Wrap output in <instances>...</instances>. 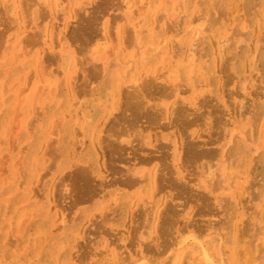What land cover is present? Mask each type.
Masks as SVG:
<instances>
[{
	"label": "rangeland",
	"instance_id": "rangeland-1",
	"mask_svg": "<svg viewBox=\"0 0 264 264\" xmlns=\"http://www.w3.org/2000/svg\"><path fill=\"white\" fill-rule=\"evenodd\" d=\"M30 1L0 0V264H264V0ZM132 91L151 126L115 123Z\"/></svg>",
	"mask_w": 264,
	"mask_h": 264
},
{
	"label": "bare ground",
	"instance_id": "bare-ground-1",
	"mask_svg": "<svg viewBox=\"0 0 264 264\" xmlns=\"http://www.w3.org/2000/svg\"><path fill=\"white\" fill-rule=\"evenodd\" d=\"M13 1H14V0H13ZM20 1H21V0H20ZM27 1H30V0H27ZM33 1H35L34 4H37L36 2L40 3V0H37V1H36V0H33ZM58 1H59V0H58ZM58 1H57V2H58ZM113 1H114V0H113ZM30 2L32 3V0H31ZM30 2H29V3H30ZM46 2H47V0H46ZM114 2H115V1H114ZM114 2H113V4H114ZM21 3L23 4V1H22ZM21 3H19V4H21ZM163 3H164V2H163ZM22 4H21V5H22ZM27 4H28V3H27ZM27 4H26V5H27ZM34 4H33V5H34ZM43 4H44V3H43ZM84 4H85V3H84ZM115 4H116V3H115ZM17 5H18V4H17ZM29 5H32V4H29ZM59 5H60V4H59ZM85 5H86V4H85ZM87 5H88V4H87ZM51 6H52V5H51ZM61 6H62V5H61ZM95 6H96V5H95ZM113 6H114V5H113ZM113 6H112V7H113ZM122 6H123V5H122ZM25 7H28V6H25ZM146 7H147V6H146ZM164 7H165V6H164ZM61 8H62V7H61ZM82 8H83V7H82ZM2 9H3V8H2ZM22 9H23V8H22ZM80 9H81V6H80ZM80 9H79V10H80ZM24 10H26V9H24ZM119 10H120V9H119ZM20 11H21V10H20ZM117 11H118V10H117ZM21 12H22V11H21ZM27 12H28V11H27ZM87 13H88V11H87ZM140 13H141V12H140ZM142 13H143V11H142ZM157 13H158V12H157ZM89 14H90V13H89ZM22 16H24V15H22ZM89 16H90V15H89ZM91 16L94 17V19H93V17H92V20L95 21V20H96V17H95L93 14H91ZM91 16H90V17H91ZM27 17H28V16H27ZM75 17H76V16H75ZM90 17L88 18V14H87V19H90ZM76 18H77V17H76ZM84 18H85V17H84ZM122 18H123V17H122ZM164 18H165V17H164ZM2 19H3V18H2ZM4 19H5V18H4ZM87 19H85V22H86L85 24H86V25L88 24L87 26H90L91 23L89 24V23H87V22H93V21H92V20H90V21H89V20L86 21ZM28 20H29V19H28ZM83 20H84V19H83ZM1 21H2V20H1ZM1 21H0V22H1ZM3 21H4V20H3ZM3 21H2V22H3ZM24 21H25V20H24ZM124 21H125V20H124ZM6 22H7V21H6ZM20 22H21V21H20ZM25 22H26V21H25ZM157 22H158V21H157ZM165 23H166V22H165ZM0 24H1V23H0ZM24 24H25V23H24ZM80 24H81V26L83 25L82 23H80ZM125 24H126V23H124V26H125ZM166 24H167V23H166ZM25 26H26V25H25ZM91 26H92V25H91ZM169 26H170V25H169ZM9 27H10V25H9ZM79 27H80V26H79ZM83 27H85V26H83ZM14 28H15V27H14ZM71 28H72V27H71ZM89 28H90V27H89ZM34 29H35V28H34ZM32 30H33V29H32ZM186 30H187V29H186ZM74 31H77V30H74ZM86 31H87V30H86ZM91 31H92V29H91ZM122 31H123V30H122ZM70 32H71V31H70ZM84 32H85V31H84ZM126 32H127V31H126ZM130 32H131V31H130ZM29 33H30V32H29ZM29 33H28V34H29ZM35 33H36V32H35ZM35 33H34V34H35ZM37 33H38V32H37ZM82 33H83V31L81 32V35L83 36ZM124 33H125V32H124ZM196 33H197V32H196ZM32 34H33V33H32ZM86 34H87V33H86ZM74 36L77 37L76 35H73L72 37H74ZM78 36H80V32H79ZM86 37H87V36H86ZM88 37H89V36H88ZM30 38H31V37H30ZM93 38H94V37H93ZM0 39H1V38H0ZM129 39H131V38L129 37ZM196 39H197V38H196ZM2 40H3V39H2ZM85 40H87V39H85ZM22 41H23V40H22ZM125 41H126V40H125ZM125 41H124V43H125ZM134 41H135V40H134ZM23 42L26 43L25 41H23ZM27 42H29V41H27ZM90 42H91V41H90ZM171 42H172V41H171ZM92 43H93V42H92ZM173 43H175V41H174ZM27 44H28V43H27ZM27 44H26V45H27ZM88 44H89V43H88ZM123 45H124V44H123ZM22 46H23V44H22ZM77 46H78V45H77ZM115 46H116V44H115ZM131 46H132V45H131ZM175 46H176V45H175ZM192 46H193V45H192ZM15 47L17 48L18 46L16 45ZM125 47H127V46L125 45ZM223 47H224V46H223ZM232 47H233V46H232ZM1 48H2V47H1ZM172 48H173V47H172ZM191 48H192V47H191ZM191 48H190V49H191ZM219 48H220V47H219ZM224 48H226V47H224ZM30 50H31V49H30ZM79 50H80V49H79ZM86 50H87V49H86ZM110 50H111V49H110ZM115 50H116V49H115ZM148 50H149V49H148ZM191 50H192V49H191ZM111 51H112V50H111ZM129 51H130V50H129ZM141 51H142V50H141ZM220 51H221V50H220ZM25 52H26V51H25ZM112 52H113V51H112ZM190 52H191V51H190ZM26 53H27V52H26ZM140 53H141V52H140ZM178 53H179V52H178ZM127 54H128V53H127ZM138 54H139V53H138ZM189 54H190V53H189ZM193 54H194V53H193ZM193 54H192V55H193ZM110 55H112V54H110ZM110 55H109V56H110ZM125 55H126V54H124V57H127V55H126V56H125ZM174 55H175V54H174ZM190 55H191V54H190ZM19 56H20V55H19ZM21 56H22V54H21ZM109 56H108V57H109ZM44 57H45V54H44ZM44 57H43V58H44ZM47 57H48V56H47ZM55 57H56V56H55ZM58 57H59V56H58ZM80 57H81V56H80ZM80 57H79V58H80ZM108 57H107V58H108ZM132 57H133V56H132ZM172 57H173V56H172ZM77 58H78V57H77ZM79 58H78V59H79ZM19 59H20V58H19ZM144 59H145V57H144ZM224 59H225V58H224ZM44 60H45V58H44ZM49 60H50V59H49ZM59 60H60V59H59ZM84 60H85V59H84ZM86 60H87V59H86ZM98 60H99V58H98ZM109 60H110V59H109ZM111 60H112V59H111ZM139 60H140V59H139ZM42 61H43V60H42ZM15 62H16V60H15ZM139 62H140V61H139ZM87 63H88V62H87ZM87 63H86V64H87ZM15 64H16V63H15ZM138 64H139V63H138ZM176 64H177V63H176ZM90 65H91V64H90ZM96 65H97V64H96ZM108 65H109V64H108ZM98 66H99V65H98ZM100 66H102V65H100ZM106 66H107V65H106ZM141 66H142V65H140V67H141ZM87 67H88V64H87ZM102 67H103V66H102ZM165 67H166V66H165ZM39 68H40V67H39ZM100 68H101V67H100ZM104 68H105V67H104ZM90 69H91V68H90ZM224 69H225V68H224ZM96 70H97V69H96ZM102 70H103V69H102ZM165 70H166V69H165ZM226 70H227V69H226ZM94 71H95V70H94ZM95 72H96V71H95ZM5 73H6V72H5ZM99 73H100V69H99ZM99 73H98V74H99ZM104 73H105V72H104ZM42 74H43V73H42ZM95 74H97V72H96ZM89 75H90V74H89ZM93 75H94V74H93ZM143 75H144V74H143ZM163 75H164V74H163ZM163 75H162V76H163ZM145 76H146V75H145ZM145 76L143 77V79H144V78L146 79ZM155 76H156V79H157L155 83H156V85H157V84H158V83H157V81H158L157 76H159V75H155ZM155 76H154V77H155ZM91 77H94V76H91ZM141 77H142V76H141ZM154 77L151 78V80H148L147 83L149 82V83H151V84H152V83L154 84V82H152V79H153V81H155V80H154ZM226 79H228V78H226ZM114 80H116V79H114ZM0 81H1V80H0ZM143 81H144V80H143ZM150 81H151V82H150ZM159 81H160V80H159ZM159 81H158V82H159ZM161 82H162V81H160V83H159L160 86L157 87V88H156L153 84L151 85V87H152V86L154 87L153 92H152V90H151V94L154 93L155 90H156V93H157V92L160 93V91H158V89L161 90V88L164 86L163 83L161 84ZM90 83H91V82H90ZM143 83H144V82H143ZM143 83H142V84H143ZM132 84H133V83H132ZM140 84H141V83H140ZM142 84H141V85H142ZM144 84H145V86L147 85L146 82H145ZM174 85H175V84H174ZM157 86H158V85H157ZM165 86H166V85H165ZM165 86H164L163 90L165 89ZM87 87H88V86H87ZM128 87H129V86H128ZM169 87H171V86H169ZM132 88H133V87H132ZM140 88H141V87H140ZM166 88H168V87L166 86ZM49 89H50V88H49ZM128 89H131V87H130V88H127L126 91H129ZM135 89H136V88H135ZM170 89H171V88H170ZM122 90H123V89H122ZM124 90H125V89H124ZM136 90H137V89H136ZM163 90H162V91H163ZM165 90L167 91V89H165ZM9 91H10V90H9ZM134 91H135V90H134ZM166 91L161 92L162 94L160 93L159 95L156 94V93H155V94L158 95V96H160V95L162 96L164 93H166ZM169 91H170V90H169ZM143 92H144V91H143ZM148 92H149V91H148ZM132 93H133V91L130 93V95H132ZM135 93H136V91H135ZM149 93H150V92H149ZM125 94H126V92L123 91V96H124ZM166 94H167V93H166ZM166 94H165V96H166ZM135 95H136V94H135ZM135 95L133 94V95L130 96L129 98L127 97V98H126L127 100L125 99L126 102L123 103V102H124V100H123V101L121 102V105L118 104L119 102H118V103H115V102H114L115 104H118L117 107L119 106V111L121 110L120 112H118V114H119V113H121V114H119L118 117L115 116V123L117 124V120H119V119H121L120 121H122L123 119L126 120V117H127V120L129 121V119H128L129 116H128V115L125 116L126 113H125L124 111H126V112H128V114L130 113L131 118H132V120L130 119L131 122H129V123H128V121L126 120L127 124H133L135 120H136L135 123H136V122L139 123V122L142 121V120H140V117L142 116L141 119H143V116H144V117L147 118L148 125L151 126V125H152L151 123L155 122V119L158 118L159 116H158L157 113H155V112H154V114L151 113V107H149V105L147 106V104H148V103L146 102L147 100L145 101V99H143L144 97H143L141 94H140L141 96H139L138 94H137L136 96H135ZM147 95H148V93H147ZM147 95H146V96H147ZM153 95H154V94H153ZM153 95H152V96H153ZM169 95L171 96V94H169ZM167 96H168V94H167ZM142 97H143V98H142ZM148 97H149V95H148ZM154 97H157V96H154ZM171 97H172V96H171ZM150 98H151V97H150ZM158 98H159V97H158ZM143 100H144V101H143ZM176 100H177V99H176ZM97 101H98V100H97ZM177 102H179V101L177 100ZM183 103H184V101H183ZM122 104H123V106H124V105H125V106L123 107ZM175 104H176V106H178V104L180 105L181 102L178 103V104L174 102L173 105L175 106ZM187 104H188V103H187ZM92 105H93V104H92ZM181 105H182V104H181ZM181 105H180V106H181ZM183 105H185V103H184ZM174 106H171V109H170V112H171V110L173 109L172 111H173L174 114H172V113H169V114L174 115V118H175V119L173 118L172 115H171V116H172L171 119H173L175 122L181 121L182 123H184L183 125L186 126L185 123L188 124L189 121H190L189 118H188V115H189L190 113L187 114V111L185 110L186 108H182V107L179 106V109L177 110V109H175ZM186 106H187V105H186ZM147 107H149V108H147ZM173 107H174V108H173ZM121 108H124V111H123V109H121ZM117 109H118V108H117ZM117 109H116V110H117ZM167 111H168V110H167ZM86 112H88V111H86ZM123 112H124V113H123ZM82 114H83V113H82ZM123 114H124V115H123ZM191 114H192V113H191ZM191 114L189 115V117H191ZM69 115H70V114H69ZM75 115H76V114H75ZM80 115H81V114H80ZM80 115H79V116H80ZM116 115H117V114H116ZM120 115H122V117H121ZM124 116H125V117H124ZM157 116H158V117H157ZM69 117H70V116H69ZM119 117H120V118H119ZM80 118L82 119V117H80ZM118 118H119V119H118ZM122 118H123V119H122ZM136 118H137V119H136ZM146 118H145V119H146ZM221 118H222V116H221ZM83 119H85V118L83 117ZM134 119H135V120H134ZM138 119H139V120H138ZM161 119H162V118H161ZM187 119H188V120H187ZM125 120H124V122H125ZM133 120H134V121H133ZM137 120H138V121H137ZM173 120H171V121L173 122ZM82 121H83V123H84L85 120H82ZM87 121H88V120H87ZM144 121H145V120H144ZM124 122H123V123H124ZM159 122H160V120H159ZM191 122H192V121H191ZM119 123H122V122H119V121H118V125H122V124H119ZM138 123H137V124H138ZM149 123H150V124H149ZM223 123H224V122H223ZM142 124H143V123H142ZM145 124H146V122H145L143 125H145ZM171 124H172V123H171ZM133 125H134V124H133ZM133 125H132V126H133ZM143 125H141V126H143ZM169 125H170V123H169ZM123 126H124V125H123ZM164 126H168V124H167V125H166V124H165V125L163 124L162 127H164ZM130 127H131V126H130ZM143 127H144V126H143ZM146 127H147V125H145L144 128H146ZM170 127H171V125H170ZM164 128H165V127H164ZM187 128H188V127H187ZM166 129H167V128H166ZM84 130H85V129H84ZM86 130H87V129H86ZM187 130H188V129H187ZM181 131H182V130H181ZM82 132H83V131H82ZM101 132H103V131H101ZM101 132H100L99 134L102 135ZM159 132H160V131H159ZM159 132H158V133H159ZM182 132H183V131H182ZM184 132H185V130H184ZM85 133H86V132H85ZM146 133H147V132H146ZM154 133H155V132H154ZM180 133H181V132H180ZM185 133H187V135H188V132H185ZM108 134H109V133H108ZM110 134H111V133H110ZM156 134H157V133H156ZM156 134H155V135H156ZM103 135H104V134H103ZM106 135H107V134H106ZM158 135H160V134H158ZM158 135H157V136H158ZM177 135H178V134H177ZM83 136H85V135H83ZM97 136H98L99 140L101 139L100 137H102V136L99 137V135H97ZM157 136H156V137H157ZM180 136H181V135H180ZM188 136H189V135H188ZM188 136H187V138H188ZM190 136H191V135H190ZM210 136H211V135H210ZM112 137H115V135H113ZM116 137H117V136H116ZM160 137H161V136H160ZM184 138H185V137H184ZM187 138H185V139H187ZM107 139H108V138H107ZM110 139H111V138H110ZM114 139H115V138H114ZM185 139L183 140V142H186V141L188 140V139H187V140H185ZM190 140H191V139H190ZM106 141H108V140H106ZM114 141H115V140H114ZM191 141H193V140H191ZM204 141H205V140H204ZM111 142H112V143H111ZM111 142H110V146H111V144H113V143H115V144H113L114 146L112 145L113 147H111V148L108 146V147L110 148L109 150H110V152H111V150H113V151L115 150L114 152L112 151V154L114 155L115 152H116V154L118 155V156L116 155V157L119 158V156L123 155L122 152H120V151H123V149L121 148L122 150H120L119 152H117V150L120 149V148L115 149L116 141L113 142V140H112ZM179 142H180V140H179ZM202 142H203V141L197 142V145L200 146V148H198V150L195 149V148H193V147H194L193 144L196 145V142H194V141H193V144H192V143L190 144V142H189V143L187 142V144H185V147H182V145L184 146V143H183V144H182V142L180 143V144H181V146L179 145L180 147L185 148V149L187 148L186 151H185V153H186V157H187V160H186V161H188V162H189V161H191V162L193 161V162H194L196 159L202 158L203 156H206V157L209 156V157H210V155L212 154L211 152H212L213 150H212V149L209 150V148H208V149H207V148L205 149V148H204V145H205V144H204V145H203V144L200 145ZM207 142H208V143H207ZM119 143H120V142H119ZM203 143H204V142H203ZM212 143H213V141H211V140L206 141V145H207V144H212ZM108 145H109V143H108ZM117 145H118V142H117ZM186 145H187V146H186ZM192 145H193V146H192ZM206 145H205V146H206ZM106 146H107V145H106ZM201 146H202V147H201ZM117 147H121V146H117ZM117 147H116V148H117ZM122 147H123V146H122ZM197 147H198V146H197ZM112 148H113V149H112ZM127 148H128V147H127ZM202 148H203V149H202ZM124 150H125V148H124ZM128 150H129V149H128ZM105 151L107 152L108 150L105 149ZM129 152H132V150H131V151L129 150ZM183 152H184V151H183ZM120 153H121V155H119ZM103 154H104V153H103ZM105 154H106V153H105ZM108 154H109V153H107V155H108ZM112 154H111V155L109 154L108 157L106 156L107 158H109V160H107V161L111 163V164H110V163H107V161L105 160L106 163H107V165H109V164H110V165H113V164H116V163L120 164V163H122L123 161H125V160L122 161L121 159H122L123 157H122V158L120 157L121 159L119 158V162L117 161V162L112 163L111 160H110V157L113 156ZM124 154H127L126 151H124ZM128 154H129V153H128ZM128 154H127V155H128ZM131 154H132V153H131ZM129 155H130V154H129ZM134 155H135V153L133 154V156H134ZM109 156H110V157H109ZM123 156L125 157V155H123ZM131 156H132V155H131ZM176 156H177V154H176ZM113 157H114V156H113ZM160 157H162V156L157 157V158H158L157 162H160V161L163 162V160H165V159H162V160H161ZM170 157H171V156H170ZM117 158H115V159H117ZM159 158H160V161H159ZM163 158H165L164 155H163ZM172 158H173V157H172ZM184 158H185V157H184ZM124 159H126V161H128L127 157H125ZM150 159H151V158H150ZM184 160H185V159H184ZM120 161H121V162H120ZM149 161H150V160H149ZM152 161H153V160H152ZM168 161H169V159H168ZM193 162H192V163H193ZM220 162H221V161H220ZM150 163H151V161H150ZM123 164H127V162H126V163L123 162ZM137 164H138V163H137ZM160 164H162V163H160ZM160 164L158 163L157 166L160 167ZM169 164H171V163L169 162ZM169 164H168V165H169ZM120 165H121V164H120ZM120 165H119V166H120ZM128 165H129V164H128ZM130 165H131V164H130ZM176 165H177V162H176ZM179 165H180V164H179ZM116 166L118 167L117 164H116ZM131 166H132V165H131ZM149 166H150V165H149ZM169 166H170V165H169ZM171 166H172V165H171ZM171 166H170V167H171ZM174 166H175V165H174ZM158 167H157V168H158ZM163 167H164V165H163ZM165 167H166V166H165ZM178 167H179V166H178ZM79 169H80V168H79ZM83 169H85V168H83ZM119 169H121V168H119ZM171 169H172V168H170V170H171ZM80 170H81V169H80ZM80 170H79V171H80ZM167 170H168V171H166V172L163 171V170L161 171V169L158 170V172H159V174H160V179H159V181H156V180H155V181H156V182H155L156 185H157L160 181H164L165 183L168 182L169 185H170L171 183H175V185L177 184L178 181L175 180V181H176V182H175L174 179H173L175 176L170 177V179L168 180L171 171L169 170V168H168ZM81 171H82V170H81ZM83 171H84V170H83ZM87 171H88V169L86 168V172H87ZM125 171H127V170H125ZM128 171H129V170H128ZM156 171H157V170H155V171L153 172L154 175H155V173H157ZM169 171H170V172H169ZM173 171H175V173H176V170H175V169H174ZM112 172H113V171H112ZM112 172H109V173H112ZM114 172H115V170H114ZM167 172H169V173H168L169 175H167ZM82 173L84 174V172H82ZM87 173H88V172H87ZM87 173H85V174H87ZM109 173H108V174H109ZM116 173H117V172H116ZM116 173H115V175H116ZM112 174H113V175H111L112 177L110 176V178H111L110 181H111V182H114L115 180H117V177H115V178H116V179H115V178H114V176H115L114 173H112ZM122 174H123V173H121V176H122ZM127 174H129V173L127 172ZM173 174H174V173H173ZM123 175H124V174H123ZM144 175H145V173H144ZM174 175H176V174H174ZM108 176H109V175H108ZM118 176H119V178H120V174H119V173H118ZM130 176H131V175H130ZM130 176H129V178H130ZM166 176H168V178H166ZM170 176H171V175H170ZM150 177H152V174L150 175ZM82 178H83V177H82ZM112 178H114V179H113L114 181L112 180ZM157 178H158V177H157ZM133 179H134V178H133ZM136 179H137V177L134 179V181H129L128 178H124V180H122V181H124L122 185H123V186H124V185H127V187H128L129 184H131V183H135L136 181H139L138 179H137V180H136ZM172 179H173V180H172ZM150 180H151V179H150ZM110 181H108V182H110ZM117 181H119V180H117ZM117 181H115V183H118ZM143 181H144V180H143ZM171 181H172V182H171ZM173 181H174V182H173ZM104 182H105V181H103V184L108 183V182H106V183H104ZM111 182H110V183H111ZM119 182H120V181H119ZM139 182H142V181H139ZM157 182H158V183H157ZM89 183H90V182H89ZM151 183H152V181H151ZM103 184H102V185H103ZM120 184H121V182H120ZM136 184H137V182H136ZM139 184H140V183H139ZM139 184H138V185H139ZM159 184H160V183H159ZM160 185H161V184H160ZM160 185H158V186H160ZM165 185H166V187H167L168 184H165ZM171 185H172V184H171ZM89 186H90V185H89ZM97 186H98V188H99L100 190L103 189V187H102L101 185H100V186L102 187V189H101V187H100L99 185H97ZM135 186H137V185H135ZM176 186H177V188L180 187L179 185H176ZM176 186H175V187H176ZM131 187H133V186H131ZM131 187H130V185H129V188H131ZM170 187H171V188H174L173 186H170ZM170 187H168V188H170ZM94 188H95V187H94ZM96 188H97V187H96ZM162 188H163V187H162ZM162 188H161V189H162ZM146 189H147V188H146ZM159 189H160V188H159ZM161 189H160V190H161ZM76 190H77V189H76ZM92 190H93V189H92ZM100 190H99V191H100ZM156 190H158V189L156 188ZM179 190H180V189H179ZM97 192H98V190H97ZM94 194H96V191H95ZM97 194H99V192H98ZM80 195L83 196L82 194H80ZM176 196H178V194H176ZM202 197H203V196H202ZM80 198L82 199V198H84V197H80ZM175 198H176V197H175ZM172 199H173V198H172ZM172 199H171V200H172ZM171 200H170L169 202H172L174 199H173L172 201H171ZM202 200L204 201V199H202ZM205 200H207V199L205 198ZM203 201H202V202H203ZM167 209H168V208H167ZM167 211H168V212H167ZM167 211H165V212H167V214L165 213V218H164V216H163V215H164V214H163L164 211H163V213H162V214H163V215H162V218H164V219H165V222H167V223L169 224V222L166 221V220L171 219V218H170L171 215H170L169 211L172 212V213H171L172 215L174 214V212H173V210H170V209H168ZM168 214H169L170 216H169ZM166 215H168V216L166 217ZM168 217H169V218H168ZM167 218H168V219H167ZM172 218H173V217H172ZM173 220H174V218H173ZM169 221H170V220H169ZM165 222H164V223H165ZM162 223H163V220H162ZM167 223H165V224H167ZM170 223H171V222H170ZM172 223H173V221H172ZM174 224H175V223H174ZM170 225H171V224H170ZM168 226H169V225H168ZM218 252H219V251H218ZM188 253H189V252H188ZM195 258H196V257H195ZM209 258H210V257H209ZM173 259H174V260H173V263H172V264H179L178 262L180 261L181 258L179 257V255L176 254V255L173 257Z\"/></svg>",
	"mask_w": 264,
	"mask_h": 264
}]
</instances>
